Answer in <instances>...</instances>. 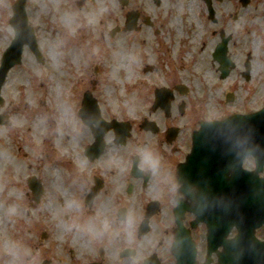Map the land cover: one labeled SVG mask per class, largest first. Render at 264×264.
<instances>
[{
  "label": "flooded vegetation",
  "instance_id": "flooded-vegetation-1",
  "mask_svg": "<svg viewBox=\"0 0 264 264\" xmlns=\"http://www.w3.org/2000/svg\"><path fill=\"white\" fill-rule=\"evenodd\" d=\"M181 1L171 2L172 9L161 15V12L151 14L142 1L136 0L133 5L128 0L120 24L114 25L113 29L123 34H140L148 30L158 37L166 31L168 18H172L178 9H184ZM247 1L245 6L244 0H191L193 6L188 10L191 13L198 8V13L203 14V25L211 35L210 41H216L207 53V59L218 79H239L242 85L252 84L249 85L251 90L256 89L254 80L255 76H260V68L264 73V44L263 57L258 62L251 51L244 53L235 46L233 41L239 32L234 28L241 11L248 21L243 22L242 29L246 30L247 24L251 27L264 25V0ZM152 2L160 8L163 1ZM87 3L91 1L84 0L83 6ZM129 12L137 17L135 30L124 32L125 16ZM225 39L226 56L230 58L232 69L222 78L214 51ZM153 70L155 67L151 65L146 71ZM179 83L174 78L167 79L164 87L171 90L167 104L155 106L153 101L146 113L134 118L103 115L99 120L105 124L101 127L93 124L92 128L77 121L76 129H71L67 139L72 138L79 150L69 156L64 168H60L63 175L53 176L51 188L40 178L43 194L37 203L27 193L26 214L32 235L30 264H219L220 260L222 264H264V223H241L233 194L239 189L238 176L231 163L224 165L227 175H219L216 181L220 216L218 236L208 240V227L189 211L182 216L183 229L178 228L175 218L178 202L192 205V201L180 191L177 169L190 154L192 136L201 122L216 119L206 115L201 99L195 100L194 83L187 86L185 94L175 89ZM234 89L229 88L223 97L227 105L235 102L234 93L230 91ZM152 94L153 91L149 99ZM182 97L192 98L193 102H181ZM203 99L206 104L210 100L208 96ZM255 100L254 91L241 102L242 110L235 109L227 114L257 112L263 104L250 107ZM125 128L129 135L123 139L120 135ZM92 130L102 132V149L88 150L95 141ZM144 148L159 154L161 164L157 171L141 169L138 150ZM214 152L218 159L222 156L218 147ZM243 161L244 170L249 172L254 168L251 156ZM221 168L219 164V172ZM198 190L195 185L188 187L187 194H195ZM47 192L50 195L46 196ZM33 211L39 213L37 220L42 225L39 233L34 231L32 224ZM146 216L148 221L143 225ZM38 249L39 257L36 256Z\"/></svg>",
  "mask_w": 264,
  "mask_h": 264
},
{
  "label": "rangeland",
  "instance_id": "rangeland-1",
  "mask_svg": "<svg viewBox=\"0 0 264 264\" xmlns=\"http://www.w3.org/2000/svg\"><path fill=\"white\" fill-rule=\"evenodd\" d=\"M15 1L0 0V54L14 36L8 20ZM26 1L28 22L35 32L43 62L39 64L25 48L20 65L10 70L1 90L5 102L0 107V114L8 112L9 125L0 127V237L8 244L9 255L5 257L0 252V264H30L32 235L28 230L29 191L25 180L38 176L51 188L60 168H64L69 156L79 150L77 143L72 138L67 139V135L77 127L76 107L86 91L97 98L104 116L123 118L146 113L153 102V97L149 99L153 87L166 86L170 78L186 86L194 83L195 100L201 99V107L209 118H223L240 109L241 102L254 91L256 100L250 107L264 104L261 68L260 76H255L254 80L256 89L251 90L249 85L252 84L242 85L235 78L220 81L212 71L207 53L216 41H210L211 35L203 25V14L198 13V8L190 13L188 0L181 1L184 9H178L172 18L167 17L170 19L168 27L158 37L147 30L140 34L120 32L112 38L109 32L114 25L120 24L122 12L127 9L121 7L118 0H92L81 8L75 5L80 0H56L53 6L48 0ZM130 1L136 4V0ZM139 1L151 14L161 12L165 15L172 9L170 4L174 0H162L160 8L155 7L152 0ZM33 5L37 7L36 11ZM50 10L55 15H49ZM238 18L234 30L239 35L233 43L241 52L251 51L256 61L261 62L264 25L251 27L247 24L244 30L243 22L248 21L242 11ZM61 29L67 34L64 35ZM58 32L60 37L53 42ZM121 56H124L122 65L119 64ZM148 65H153L155 70L147 72ZM52 74L53 81L50 80ZM125 74L129 76L128 82L123 80ZM56 82L61 87L59 100L55 95ZM231 85L236 88L230 90L236 99L234 104L227 105L223 97ZM50 87H54L53 90ZM205 96L210 99L207 104L203 99ZM191 99L182 97L180 100L191 104ZM50 164H55L54 168L49 167ZM33 213L34 231L39 233L42 229L37 220L39 213Z\"/></svg>",
  "mask_w": 264,
  "mask_h": 264
},
{
  "label": "water",
  "instance_id": "water-1",
  "mask_svg": "<svg viewBox=\"0 0 264 264\" xmlns=\"http://www.w3.org/2000/svg\"><path fill=\"white\" fill-rule=\"evenodd\" d=\"M24 5V0H18V3L13 7L14 17L10 20V23L14 27L16 37L11 42L9 49L3 54L0 65V86L4 82L8 70L20 63L24 44H27L36 54L38 60L41 61V56L36 49L34 34L32 29L27 26ZM81 5L82 1L77 2L78 7H81ZM136 19V16L129 14L127 16L128 27L126 28L133 29L132 26L135 24ZM226 49V41H223L217 47L214 55L216 58L222 59L223 63L221 65L225 69L228 67V61L224 57ZM227 73L228 70L224 72V75ZM166 95L165 90L157 91L158 102ZM2 102L0 98V105ZM82 105L83 108L79 115L86 121V124L90 125L93 120L100 116L97 104L91 95L86 93ZM95 136L98 140L99 136ZM192 142V154L188 157L185 165L179 167L177 181L182 185V192L188 186L192 187L194 183H197L200 191L196 196L190 195L192 201H195L193 208L179 203L175 212L178 220L184 212L189 210L197 217V220L206 223L208 227L207 238L209 240L214 236H218L219 209L217 205L218 194H216L217 189L215 188H217V177L220 174L222 176L226 174L223 172V167L222 171L219 172L217 166L219 163L224 165L229 161L236 164V172L239 177L244 175L243 181L239 180V183L250 184V186L240 188L238 193L236 192L239 194L240 215L245 217L248 223L262 225L264 222V178H259V174L264 166V109L255 114L229 116L222 121L204 123L199 131L194 134ZM216 147H218L219 152H225L226 156L219 159L215 157V152H212L211 149ZM227 147H229L230 155L226 151ZM248 154L253 156L256 168L254 171L246 173L242 170L241 165L243 158ZM29 185L37 201L41 194L40 183L31 179Z\"/></svg>",
  "mask_w": 264,
  "mask_h": 264
},
{
  "label": "bare ground",
  "instance_id": "bare-ground-1",
  "mask_svg": "<svg viewBox=\"0 0 264 264\" xmlns=\"http://www.w3.org/2000/svg\"><path fill=\"white\" fill-rule=\"evenodd\" d=\"M49 1V3H50V5L51 6H53L54 5V2L56 1V0H48ZM33 3H35L34 2V0L32 1ZM188 6H189V8H191L192 9V6H193V4L191 3V0H188ZM33 8H35V11H36V8L37 7H34V5H33ZM41 11V10H40ZM53 11H48V14L50 15V14H54L55 15V13H52ZM61 31L63 32V34L64 35H66L67 34V32L66 31H64V29H61ZM59 37H60V34H59V32L57 33V36L55 37V38H53V42L55 41V40H57V39H59ZM124 56L122 57H119V64L120 65H122L123 63H124ZM56 62H58V60H57V58H56ZM54 70H56V67H54L53 68ZM128 75H124L123 76V80L125 81V82H128L127 80H128ZM53 79H54V74H52L51 76H50V80L51 81H53ZM56 84V99L57 100H59V99H61V96L62 95H60V90H61V87H60V84L58 83V82H56L55 83ZM53 88L54 87H50V90H53ZM59 114L62 116V112H59ZM31 117H32V119H33V121H34V114L33 115H31ZM34 117V118H33ZM49 117V116H48ZM52 120V119H51ZM48 121H50V117H49V119H48ZM53 121V120H52ZM38 124V123H37ZM35 128V130H37L38 128H37V125L34 127ZM4 229H5V227H4ZM4 229H2V231H4ZM0 246L3 248V255L4 256H8L9 255V253H8V248H9V246H8V244H7V242L5 241V240H3L1 237H0ZM9 260H11V259H9Z\"/></svg>",
  "mask_w": 264,
  "mask_h": 264
},
{
  "label": "clouds",
  "instance_id": "clouds-1",
  "mask_svg": "<svg viewBox=\"0 0 264 264\" xmlns=\"http://www.w3.org/2000/svg\"><path fill=\"white\" fill-rule=\"evenodd\" d=\"M138 154L140 156V166L143 170L144 168L150 169L152 171H157L161 164V159L158 153L149 148L139 149Z\"/></svg>",
  "mask_w": 264,
  "mask_h": 264
}]
</instances>
